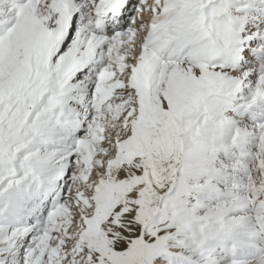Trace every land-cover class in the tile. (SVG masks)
Here are the masks:
<instances>
[{
  "label": "snow or ice",
  "instance_id": "6c2138e0",
  "mask_svg": "<svg viewBox=\"0 0 264 264\" xmlns=\"http://www.w3.org/2000/svg\"><path fill=\"white\" fill-rule=\"evenodd\" d=\"M0 264H264V0H0Z\"/></svg>",
  "mask_w": 264,
  "mask_h": 264
}]
</instances>
